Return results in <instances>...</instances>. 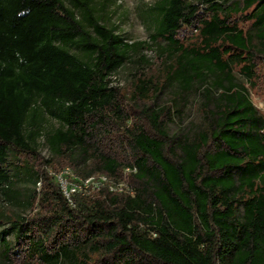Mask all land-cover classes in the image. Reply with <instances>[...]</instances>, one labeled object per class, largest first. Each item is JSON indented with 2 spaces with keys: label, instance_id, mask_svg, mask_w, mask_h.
<instances>
[{
  "label": "trees",
  "instance_id": "obj_1",
  "mask_svg": "<svg viewBox=\"0 0 264 264\" xmlns=\"http://www.w3.org/2000/svg\"><path fill=\"white\" fill-rule=\"evenodd\" d=\"M247 1L234 30L236 0H157L149 40L131 41L103 22L106 1L0 0V203L42 182L28 214L0 210L5 261L264 264V116L225 59L252 80L264 70V0ZM153 44L156 68L116 85ZM67 165L136 168V194L105 186L73 205L49 173Z\"/></svg>",
  "mask_w": 264,
  "mask_h": 264
},
{
  "label": "rangeland",
  "instance_id": "obj_2",
  "mask_svg": "<svg viewBox=\"0 0 264 264\" xmlns=\"http://www.w3.org/2000/svg\"><path fill=\"white\" fill-rule=\"evenodd\" d=\"M99 3L105 2L107 3L105 8V13L103 15V22L107 23L109 26H115L117 31L123 34L127 39L131 41L135 40H149L150 34L154 31V17L151 14V7L155 4L157 0H96ZM237 2V10L234 16L235 25L233 27L234 30L239 27H244L246 25V19L244 15L246 14V9L248 5L247 0H236ZM232 29V30H233ZM217 39L215 40L216 46ZM144 54L149 59V64H154L150 67V65L143 63L140 59V55ZM158 45L153 44L152 47L143 49L142 52L134 54L131 56V59L118 71H116L112 75V79L116 85H119L123 90L130 91L132 88V83L136 79V75L139 73V70L145 71L146 69L156 68V61L158 57ZM226 64L228 70L235 74L238 79H240L246 86L250 88V94L254 104L261 114L264 116V70H261L260 75L256 80L250 79L247 75L240 71V68L233 63V61L225 56ZM146 70V71H147ZM252 82L256 83L255 86H252ZM197 104H193L190 116L186 118L185 123H189L191 121L197 120L198 112H197ZM58 126V123L55 120L49 119L47 123L48 128H53ZM39 150L47 158H53L54 154L48 145L45 143L43 138L40 139ZM69 171V175L67 176V181H71L72 176H80L74 167L67 165L59 170L54 168L49 169V173L54 175L55 178L60 182V186L62 190L64 189L63 184L61 183L58 175L63 171ZM107 175L105 173H94V176L99 175ZM108 176V175H107ZM110 180L115 181L116 183L124 181L125 187H129V189H134L137 191V186L132 178V172H128L125 169L121 176L117 179L111 178L108 176ZM41 191L42 182L39 181L37 184H34L32 181H17L14 184V189L17 191L19 197L15 199L14 203L9 205H4L0 203V210L5 209L9 211H13L16 214H28L29 208L26 206L27 197L33 192L34 189ZM135 191V192H136ZM98 192V191H97ZM96 191H91L87 196H92L97 194ZM84 196V195H83ZM7 203V202H6ZM2 228H0L1 230ZM8 239L11 243H14V234H10ZM4 246L0 241V264H14L5 261L2 253ZM86 251H81V256L86 255ZM88 255V254H87ZM93 255H90L89 258H93ZM20 264V263H15Z\"/></svg>",
  "mask_w": 264,
  "mask_h": 264
},
{
  "label": "built area",
  "instance_id": "obj_3",
  "mask_svg": "<svg viewBox=\"0 0 264 264\" xmlns=\"http://www.w3.org/2000/svg\"><path fill=\"white\" fill-rule=\"evenodd\" d=\"M264 133V130H263ZM128 172H135L136 168H127ZM69 175L68 169L63 171L58 175L61 183L63 184V192L69 201L74 205L72 202V196L76 194L87 195L92 190L93 191H100L105 186H107L111 191L117 193H123L126 195L135 196L136 190L129 189V187H125V182L121 181L116 183L115 181L110 180L107 175H99V176H87V177H80V176H72L71 181H67V176Z\"/></svg>",
  "mask_w": 264,
  "mask_h": 264
}]
</instances>
